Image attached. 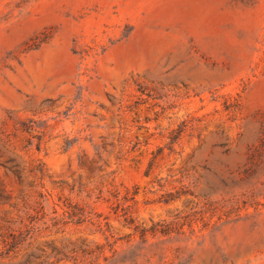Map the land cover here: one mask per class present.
Listing matches in <instances>:
<instances>
[{
  "label": "rangeland",
  "instance_id": "374dc122",
  "mask_svg": "<svg viewBox=\"0 0 264 264\" xmlns=\"http://www.w3.org/2000/svg\"><path fill=\"white\" fill-rule=\"evenodd\" d=\"M0 264H264V0H0Z\"/></svg>",
  "mask_w": 264,
  "mask_h": 264
}]
</instances>
